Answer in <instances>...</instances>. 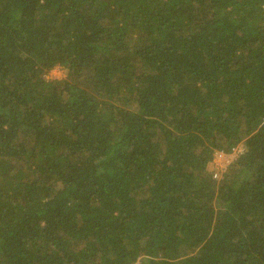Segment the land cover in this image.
Here are the masks:
<instances>
[{
	"label": "trees",
	"instance_id": "trees-1",
	"mask_svg": "<svg viewBox=\"0 0 264 264\" xmlns=\"http://www.w3.org/2000/svg\"><path fill=\"white\" fill-rule=\"evenodd\" d=\"M0 264H264V0H0Z\"/></svg>",
	"mask_w": 264,
	"mask_h": 264
},
{
	"label": "rangeland",
	"instance_id": "rangeland-1",
	"mask_svg": "<svg viewBox=\"0 0 264 264\" xmlns=\"http://www.w3.org/2000/svg\"><path fill=\"white\" fill-rule=\"evenodd\" d=\"M68 73L67 68H65L63 65H56L52 69L48 70L46 73L47 78H62L65 77ZM239 155V151H235L232 153H229L228 155H218L216 158L217 161H220L224 164L228 163L230 161H234L236 157ZM231 162V163H232ZM217 164H215L213 161L210 163L209 168L213 171L214 167H216ZM230 165V164H229ZM139 263V262H138Z\"/></svg>",
	"mask_w": 264,
	"mask_h": 264
},
{
	"label": "built area",
	"instance_id": "built-area-1",
	"mask_svg": "<svg viewBox=\"0 0 264 264\" xmlns=\"http://www.w3.org/2000/svg\"><path fill=\"white\" fill-rule=\"evenodd\" d=\"M236 151H239V153H240V152L243 151V148H239V149H237ZM234 152H235V151H234ZM228 154H229V153H226V152H224V151H217V152L215 153V157H214V159H213V162H214L215 164H217V165H216V167H214V169H213V175H214V177H216V178H220V177H222V176H223V173H225V171L228 169L229 164L232 162V161H230L229 164H228V163L224 164V163H222V162H220V161H217L216 158L218 157V155H223V156H225V155H228Z\"/></svg>",
	"mask_w": 264,
	"mask_h": 264
}]
</instances>
